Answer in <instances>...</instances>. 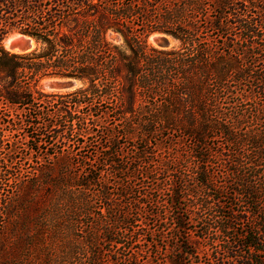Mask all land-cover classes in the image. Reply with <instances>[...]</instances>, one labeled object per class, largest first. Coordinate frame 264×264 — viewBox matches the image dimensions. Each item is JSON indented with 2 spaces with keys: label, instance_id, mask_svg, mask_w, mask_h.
<instances>
[{
  "label": "trees",
  "instance_id": "16d2710c",
  "mask_svg": "<svg viewBox=\"0 0 264 264\" xmlns=\"http://www.w3.org/2000/svg\"><path fill=\"white\" fill-rule=\"evenodd\" d=\"M231 29L238 34L227 40ZM13 33L30 37L35 48L25 54L7 51L3 40ZM212 33L221 49L210 45ZM151 34L170 37L178 46L152 47L147 43ZM113 35L118 43L111 41ZM235 41L249 42L250 50L240 52ZM257 42H264V0H0V186H14L3 194L10 200L5 205L0 194V209L9 203L33 208L40 202L41 188L61 189L57 209L46 219L39 210L34 212L32 223L38 231L43 219L48 222L44 249H50L46 255L51 257L64 240L82 241V257L72 254L59 264H102L126 239H135L136 231L126 228L133 223L129 211L145 205L148 194L138 186L154 172V161L147 159L145 146L125 162L117 136L107 128L97 156L81 155L90 146L87 140L97 135L99 120L105 119L102 112L91 111L105 103L118 114L126 134L137 129L145 145L158 128L178 127L193 140L188 153L197 189L176 179L166 208L172 210L184 193L191 203L201 199L207 209L216 206L220 211L224 199L241 206L217 218L216 230L226 238L220 244V260L264 264V74L257 76L245 64L254 60ZM52 78L76 81L81 87L65 94L43 93L39 83ZM241 82L249 89L233 88ZM45 105L55 109L53 114L43 111ZM241 105L247 109H239ZM25 114L29 116L22 118ZM248 122L263 128L242 130ZM21 132L24 146L13 140ZM5 137L12 140L4 144ZM215 137L229 149L209 148L206 140ZM212 160H222L227 168L223 184L217 186L208 169ZM111 176L117 195L107 189ZM95 187L105 203L94 214L90 208ZM189 209L171 219L175 239L183 240L167 264H192L196 257ZM20 218L15 232L28 228L27 219ZM249 219L251 224L241 233L234 231L233 222ZM3 222L0 217V228ZM7 231L0 230V264H20L27 242L17 237L15 244L8 243ZM99 241L115 251L104 255L97 248Z\"/></svg>",
  "mask_w": 264,
  "mask_h": 264
},
{
  "label": "rangeland",
  "instance_id": "374dc122",
  "mask_svg": "<svg viewBox=\"0 0 264 264\" xmlns=\"http://www.w3.org/2000/svg\"><path fill=\"white\" fill-rule=\"evenodd\" d=\"M232 22V20H231ZM228 32V31H227ZM16 34V33H13ZM10 34V35H13ZM237 29L229 30V35L225 37L227 40H232L237 35ZM8 35L7 37H9ZM6 37V38H7ZM223 37V38H225ZM5 38V39H6ZM163 38L165 42L159 43L156 42V39ZM3 40V46L4 41ZM113 43H118L117 38L113 35L110 37ZM210 45L216 46L221 49L222 45L220 43V39H217L216 33L209 34ZM231 43V41H229ZM147 43L158 49H170L172 47L176 48L178 46V42L174 39L163 36L160 34H151L147 38ZM237 49L241 52L243 49L250 50V43H243L239 45L237 41L234 42ZM241 46V47H239ZM5 48V47H4ZM35 48V45H34ZM264 42H257L254 53L256 54L254 60L247 59L245 64L250 65V67L257 72V76L264 74ZM243 65V64H242ZM233 88L237 91H243L249 89V84L247 82H241L240 84L232 85ZM81 87V84L76 81H69L64 79H43L39 83V89L45 94H65L73 92L74 90ZM44 112H48L49 114H53L54 108L50 105H45L43 108ZM241 110L247 109V106L241 105L239 107ZM87 109L83 110V113L86 112ZM92 114L95 112H102L105 114V119L99 120L100 128L97 129L98 133L96 136H93L90 140H87V144L90 143V146L81 151L82 156H91L92 158L97 156L95 155V151L100 149L98 145L99 141L106 140L105 136V128L109 130L108 132L113 136H117V140L120 143L119 153L123 156V160L127 163L134 157V154L137 150H142L146 146L147 159L154 161V172H152L145 180L139 179L137 182L141 185L138 186L141 193L146 192L148 194V198L145 200V205L141 208V210L133 211L134 208H131L129 214L132 216L131 224L129 226L126 225V228L130 231H136L135 239H126L127 243L124 244V247L117 250L115 255L112 253L108 254V251L111 249V245L99 241L97 244V248L103 251V254L107 253L110 258L106 260V256L102 260V264H128L130 260L131 263L133 260H136V264H167V261L176 253L178 250V245L180 244V240L175 239V231L172 230V221L178 213L183 212L182 209L189 207L190 214L192 219V224L190 228L192 230L193 239L191 242L194 243L196 249V257L193 259L192 264H228L227 261L220 260L221 253L220 244L222 241H226L225 236H219L216 227H217V218H221L223 216H228L230 209L236 210L241 206H232L229 200L224 199L223 208L219 211V207H214L207 209L203 207L201 199L198 198V201L191 203L188 201V197L183 194V197L176 205L173 206L172 210L166 208V200L169 201V194L171 192V188L174 187L176 183V179L183 178L191 188L197 189L196 180L197 176L193 173L192 170L194 166V162L189 158V148L193 143V140L186 135L182 130L176 129H161L158 128V132L152 136H148L146 145L141 141L142 137L137 129H127L129 133L126 134V129L121 128L122 123L119 122L118 114L112 111V107L105 103H100L99 106L96 105L94 109H92ZM33 115L32 109L29 113ZM28 117V114L22 115V118ZM221 119H225L226 117L222 115ZM252 129L253 131H259L263 126H259L256 122H248L243 127L242 130ZM27 131H31V129H27ZM26 132V131H25ZM98 136V137H97ZM103 136V137H102ZM112 136V137H113ZM114 138V137H113ZM18 139L19 144H23L24 140L23 133H19L17 138L13 139L14 142ZM12 138L5 137L2 141L4 144H7ZM32 144V142L30 143ZM206 144L212 150L221 149H229L225 146L224 141L220 138H211L206 140ZM3 147V146H2ZM75 149H78V146H75ZM1 150V145H0ZM152 152V154H151ZM79 155V152H78ZM34 157V156H33ZM221 159V157H220ZM80 160V159H78ZM32 163V160H31ZM33 163H35V159H33ZM151 163V164H152ZM209 171L210 176L212 177V183L217 185L223 184V176H226L227 168H225V163L222 160H212L210 162ZM149 166V165H148ZM146 165V167L148 168ZM79 170V167H76ZM264 172V168L261 169V173ZM260 173V174H261ZM24 175H21L20 178H24ZM109 184L107 185V189L110 193H114L117 195L116 191V182L115 179L111 176L109 178ZM42 180V179H41ZM46 181H43V183ZM136 182V184H137ZM7 184L0 186V194H1V204L5 205V203L10 202L9 199L3 197V194H6V190L14 189L13 185H10V182H6ZM9 186H11L9 188ZM2 189V190H1ZM99 188L95 187L91 193L95 196L92 198V207L90 208L91 212L99 211L103 204L104 200H101L100 197H97V190ZM49 187L41 188L40 190V202L34 206L33 208L28 207V204L24 205L22 208H15L11 203L5 208L0 209V217L3 218V224L1 225L0 230L7 229L8 233L11 234L10 239H8V243H16L15 238L19 237L22 240L24 239L26 243V250L23 252V260L20 264H59L63 257L70 259V257L75 256V258L82 257L83 255V247L82 241H73L64 240L61 242V246L59 244L57 247L53 248L52 257L46 254L50 253V249H44L48 241V231L47 227L48 222L44 221L40 223L42 228L40 230H36L33 228L32 223L34 222V217L37 216L34 212L44 214V218L46 219L52 212L57 209V200L61 198V194L63 191L51 190L48 191ZM113 197V195H111ZM113 198H116L115 196ZM213 202V201H212ZM0 204V206H1ZM215 205V204H214ZM3 208V207H2ZM36 210V211H35ZM219 211V212H218ZM192 212V213H191ZM2 213V214H1ZM184 214V213H183ZM186 215V214H185ZM25 217L27 219L28 228L24 231L20 229V232H15V227H19L18 224L21 222V218ZM187 217V215H186ZM91 219V217H88ZM88 223L89 220L84 219L82 222ZM83 223V225H84ZM251 224V220L248 221H235L231 225L234 228V231L238 234L244 230V227ZM133 226V228H132ZM123 228V226H122ZM205 228H209L207 232L203 233L202 230ZM11 231V232H10ZM127 233V230H126ZM130 232L125 235V237L130 236ZM200 237V238H199ZM203 237V239H201ZM13 240V241H12ZM138 240V241H137ZM34 243L42 244L39 246ZM111 251H115L111 249ZM63 255V256H62ZM114 256V257H112ZM264 257V254H262ZM244 257L247 258V255L244 254ZM3 259V256L0 257V260ZM115 260V261H113Z\"/></svg>",
  "mask_w": 264,
  "mask_h": 264
},
{
  "label": "water",
  "instance_id": "95a60500",
  "mask_svg": "<svg viewBox=\"0 0 264 264\" xmlns=\"http://www.w3.org/2000/svg\"><path fill=\"white\" fill-rule=\"evenodd\" d=\"M156 42L163 43L165 42V39L159 38L156 39ZM4 43L7 44L11 50L18 52L14 54L28 53L34 49L35 45L34 41L30 37L20 33L10 35L5 39Z\"/></svg>",
  "mask_w": 264,
  "mask_h": 264
},
{
  "label": "bare ground",
  "instance_id": "6f19581e",
  "mask_svg": "<svg viewBox=\"0 0 264 264\" xmlns=\"http://www.w3.org/2000/svg\"><path fill=\"white\" fill-rule=\"evenodd\" d=\"M4 47H5V49H6L7 51H9V52H11V53H18V52L15 51V50H11V49L9 48V46H7V44H5V43H4Z\"/></svg>",
  "mask_w": 264,
  "mask_h": 264
}]
</instances>
